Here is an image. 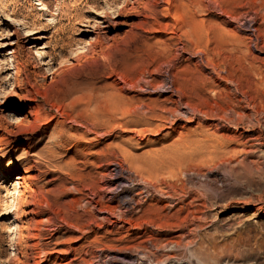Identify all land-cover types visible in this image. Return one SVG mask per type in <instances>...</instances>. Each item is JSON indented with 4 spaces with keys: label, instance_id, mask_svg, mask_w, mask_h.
Wrapping results in <instances>:
<instances>
[{
    "label": "rangeland",
    "instance_id": "1",
    "mask_svg": "<svg viewBox=\"0 0 264 264\" xmlns=\"http://www.w3.org/2000/svg\"><path fill=\"white\" fill-rule=\"evenodd\" d=\"M249 16L260 32L258 46H264V0H0V170L5 171L0 179L1 256L7 255V237L19 240L24 251L37 241L29 237L35 220L51 216L64 227L47 248L31 250L40 252L37 264H108L109 259L115 264H186L188 258L193 264H264V146L251 156L261 170L242 176L224 174L216 163L195 165L185 158V152L196 150L202 133L215 129L216 121L226 125L217 133L229 137L235 131L218 118L236 113L223 112L230 98L216 99L210 84L203 82L217 76L199 62V54L220 67L252 62L264 71V47L255 49L237 26V20ZM255 74L248 75L252 89L259 79L264 82V72ZM170 80L208 110L205 116L190 121L175 117L171 126L159 116L166 117L165 109L175 106L177 95L167 91ZM250 90L252 94L255 88ZM263 99L264 94L254 101L262 111ZM114 162L121 163L126 178L111 197ZM7 163L16 166L5 169ZM184 168L187 174L181 172ZM212 177L221 195L205 193L217 203L194 222L201 225L202 244L164 247L168 240L189 241L184 234L193 226H183L188 210L166 193L184 188L193 197L203 190L199 181ZM47 191L59 195V204L54 215L36 217L28 201ZM137 199L141 201L131 210ZM87 200L91 210L83 215L86 232L81 238L86 251H79L80 233L67 231L63 219L74 223L65 212ZM93 204L101 211L93 210ZM119 211L126 220H120ZM172 251L176 258H170ZM34 259L26 263L34 264Z\"/></svg>",
    "mask_w": 264,
    "mask_h": 264
},
{
    "label": "bare ground",
    "instance_id": "2",
    "mask_svg": "<svg viewBox=\"0 0 264 264\" xmlns=\"http://www.w3.org/2000/svg\"><path fill=\"white\" fill-rule=\"evenodd\" d=\"M189 3V2H188ZM202 4V3H201ZM232 4V3H231ZM242 5V4H241ZM175 7V5H174ZM168 11V10H167ZM141 12V11H140ZM257 12V11H256ZM194 14V13H193ZM254 20V19H253ZM252 17H244L241 21L237 20V23L239 26V28H241L242 30H244L246 32L247 38L250 41L251 44H253L255 49L261 50V45L260 47L258 46L259 41H261V36H260V32L258 27L254 26L252 24L253 22ZM210 21V19H209ZM255 22V21H254ZM189 23V22H188ZM190 24V23H189ZM242 25V26H241ZM173 27V26H172ZM29 30V29H28ZM183 30V29H182ZM187 30V29H186ZM194 31V30H193ZM211 32V31H210ZM219 32V31H218ZM213 33V32H212ZM222 35V34H221ZM233 36V35H232ZM217 37V36H216ZM229 39V38H228ZM246 39V38H245ZM189 40V39H188ZM191 41V40H190ZM242 41V40H241ZM243 42V41H242ZM241 45V44H240ZM183 47V46H182ZM181 47V48H182ZM264 47V46H263ZM262 47V48H263ZM202 48V47H201ZM184 49V48H183ZM240 49V48H239ZM251 49V48H250ZM186 50V49H185ZM264 50V49H263ZM262 50V51H263ZM202 51V50H201ZM236 51V50H235ZM261 51V52H262ZM42 52V51H41ZM199 52V51H198ZM39 53V52H38ZM192 53V52H191ZM197 53V52H196ZM179 54V53H178ZM198 54V53H197ZM208 54V53H207ZM243 55V54H242ZM241 55V56H242ZM215 56V55H214ZM240 56V58H241ZM245 56V55H244ZM215 58V57H214ZM224 58V57H223ZM243 58V57H242ZM208 59V60H207ZM207 59H203L200 54H199V62L203 65H206V67H210V69L216 74V78L215 79H211L209 81H205V79L203 80V82L205 84H210V87L213 90V95L214 97H217L216 99H218V97H221V99L223 98V96L229 97L230 101L229 103H227V106L222 107L221 104L218 105V107L221 105L222 107V111L225 112L226 109H228V111H231L236 113V117H225V115H227V113L225 115H218V118L221 120H224L225 122H227V125H233L235 131L234 134L231 136H227L223 133H217L216 130H219V128L221 129L222 127H225L226 125H223L221 122L216 121L215 123V129L213 131L207 132L205 131L204 133H202L201 135L202 140L201 142L198 141V145L195 147L196 150L193 151V148H191L189 151L185 152V154L187 155L185 158H187V160L189 161V163L193 162L195 165H210L212 163H216L217 166L220 167V170L224 172V174H232V173H236L237 175L242 176V174L246 171L248 172V174L250 172H254V171H259L260 166L256 165L254 160L251 158L253 152L258 151L261 147L264 146V121L263 123H261L260 120V116L261 113L263 114L262 108L261 110L259 108H257L254 104V101L256 100V98H258L260 95L264 94V89H262L263 87L260 86V84H262V82L259 79L260 84H257L258 86H260L261 88H256V86L254 87L255 90L254 92L251 94V92L249 93V90L252 89L250 88V86L248 85L249 83V77L248 75L251 73H256V74H261L262 75V71L260 66H255L252 62H248L247 65L244 66H240L239 68H233L232 65H230L233 69L225 68V67H220V65L214 63L212 60H210L209 58ZM238 59V57H237ZM204 60V61H203ZM236 60V59H235ZM243 60V59H242ZM79 61V60H77ZM240 61V60H238ZM246 62V60H244ZM222 62V61H220ZM59 64H61L59 62ZM242 64V63H241ZM245 64V63H243ZM210 65V66H209ZM237 65V64H236ZM239 65V64H238ZM51 68V65L48 66L47 70H49ZM188 69V68H187ZM54 70L51 71V73H53ZM172 72V71H171ZM222 72H224L222 74ZM236 72H238L237 74H235ZM167 74V73H166ZM255 74V75H256ZM54 75V74H53ZM264 76V75H263ZM55 77V76H54ZM169 77V75H168ZM262 77V76H261ZM166 78V77H165ZM218 81H224L225 85L220 87ZM263 79V78H262ZM168 80V79H167ZM165 81V80H164ZM174 81V80H173ZM201 81V80H200ZM256 81V80H255ZM258 81V80H257ZM179 82V81H178ZM189 82V81H187ZM198 82V81H197ZM196 82V83H197ZM136 83V81H135ZM200 83V82H199ZM255 85V82H253ZM163 84V82H161V85ZM165 84V83H164ZM187 84V83H186ZM205 84L202 85L204 88ZM161 85H156V86H161ZM198 85V84H197ZM264 85V82L263 84ZM163 86V85H162ZM192 86V84H191ZM194 86V85H193ZM200 86V84L198 85V87ZM196 87V86H195ZM142 88V87H141ZM156 88V87H154ZM158 88V87H157ZM167 88V87H166ZM180 88V87H179ZM189 88V87H188ZM253 88V89H254ZM160 89V87H159ZM164 90V88H162ZM161 89V90H162ZM203 89V88H202ZM252 89V90H253ZM188 90V89H187ZM250 90V91H252ZM167 91H169L171 94H176L177 95V99H173L174 101V107L168 109L166 108L165 111L168 112V115L165 117L164 115L162 116V114L159 116L163 117L164 120L171 126L173 125V119L176 117H178L179 119L183 120V121H190L192 119V117H194L195 115H204L206 114V112L201 108H199L196 104H194L192 102V97L191 95L186 91V90H178L176 87L173 86L172 81L170 80L168 83V89ZM190 91V89H189ZM111 92V91H110ZM203 92V91H202ZM198 94V93H197ZM202 94V93H201ZM84 95V94H83ZM196 95V94H195ZM106 96V95H105ZM204 97V96H203ZM212 97V98H214ZM94 98V97H93ZM92 98V100H93ZM182 98H184V100H182ZM210 98V97H209ZM263 98V97H262ZM88 99V98H87ZM86 99V100H87ZM117 99V98H115ZM225 99V98H224ZM260 99V98H259ZM90 100V99H89ZM95 100V99H94ZM162 100V99H161ZM220 100V99H218ZM227 100V99H226ZM264 100V99H263ZM110 101V100H109ZM169 101V100H168ZM215 101V100H214ZM213 101V102H214ZM82 103L84 101H81ZM87 102H89L87 100ZM127 102V101H126ZM172 102V101H171ZM196 102V101H194ZM221 102V101H220ZM228 102V101H227ZM216 103V101L214 102ZM260 103V102H258ZM124 104V103H123ZM225 104V102H224ZM90 105V104H89ZM108 105V104H107ZM217 105V104H216ZM258 105V104H257ZM137 106V105H136ZM140 105L137 107L139 108ZM209 107H211L209 105ZM86 108V106H85ZM163 108V107H162ZM217 108V107H216ZM132 109V108H131ZM207 109V108H206ZM212 109V108H211ZM249 110L250 113L245 112V110ZM264 109V108H263ZM101 110V109H100ZM152 111V109H150ZM212 111V110H211ZM221 111V110H220ZM147 112V111H146ZM149 112V111H148ZM213 112H218L217 110H213ZM212 113V112H211ZM222 112H220L221 114ZM119 114V113H118ZM153 114V113H152ZM151 114V115H152ZM215 114V113H214ZM219 114V113H217ZM216 114V115H217ZM233 114V113H232ZM124 115V114H123ZM154 115V114H153ZM230 115V114H229ZM235 115V114H234ZM156 116V115H155ZM207 116V115H206ZM215 116V115H214ZM118 118V117H117ZM207 118V117H206ZM209 118V117H208ZM214 118V117H213ZM217 118V117H215ZM250 118L253 121H251L252 123L249 124L250 122ZM262 118V117H261ZM141 119V118H140ZM177 120V119H176ZM218 120V119H217ZM263 120V119H262ZM144 121V120H143ZM133 123V122H132ZM145 123V122H144ZM211 124V123H210ZM226 124V123H225ZM185 125V124H184ZM199 125V124H198ZM214 125V124H213ZM136 126V125H135ZM151 126V125H150ZM160 127V125H159ZM158 126L157 128L160 129ZM206 127V126H205ZM239 128H241L242 130L239 131ZM106 129V128H105ZM157 129V130H158ZM156 130V129H155ZM154 130V131H155ZM206 130V129H205ZM160 131V130H159ZM253 131H256L257 133H252ZM245 132H251V133H245ZM106 134V133H105ZM103 135V134H102ZM200 135V136H201ZM134 136V135H133ZM180 136V135H179ZM227 136V137H226ZM196 137V136H195ZM180 138V137H179ZM198 138V137H197ZM185 139V138H184ZM182 140V139H181ZM195 140V139H194ZM198 140V139H197ZM255 140V142H254ZM193 142V140H192ZM181 143V142H180ZM62 144V143H61ZM177 144V143H176ZM189 144V143H188ZM188 144H186V146L188 147ZM58 145V144H57ZM196 144H194L193 146H195ZM192 147V146H191ZM186 148H184L185 151ZM189 148H187L188 150ZM98 153V152H97ZM130 153V152H129ZM128 154V153H127ZM183 154V153H182ZM181 154V155H182ZM179 155V154H178ZM180 156V155H179ZM185 156V155H183ZM197 156V157H196ZM144 157V156H143ZM150 157V156H149ZM173 157V156H172ZM178 157V156H176ZM174 158V157H173ZM179 158V157H178ZM182 158V156H181ZM148 159V158H147ZM177 159V158H175ZM179 159H177L178 161ZM153 161V160H152ZM174 161V159H173ZM176 161V162H177ZM235 161V162H234ZM151 162V161H150ZM161 162V161H160ZM174 162V163H176ZM179 162V161H178ZM184 163V162H183ZM190 163V164H191ZM114 166L110 169V177L113 180L114 185L111 188V190H109L110 192V196L112 197V193L116 192V188L120 185V182L123 179V175L121 174L122 170L124 171V169L122 168V165L120 162H114L113 163ZM112 164V165H113ZM161 165V164H160ZM163 165V164H162ZM214 165V164H213ZM16 163H7V165L4 166L5 169H9L14 167L15 168ZM17 169H21L20 164L17 165ZM31 166V165H30ZM173 166V165H172ZM176 166V165H175ZM171 167V166H170ZM169 167V168H170ZM180 168V167H179ZM200 168V167H198ZM216 168V167H214ZM212 169V168H211ZM181 170V169H180ZM179 171V170H178ZM187 170L186 168L182 169L181 172H184L187 174ZM236 171V172H235ZM43 172V171H42ZM44 172H46L44 170ZM130 172V171H129ZM176 172V171H175ZM222 172V173H223ZM243 172V173H242ZM90 173V172H89ZM43 174V173H42ZM109 174V173H108ZM175 174V173H174ZM243 174V175H244ZM253 174V173H252ZM251 174V175H252ZM8 175V174H7ZM44 175V174H43ZM139 175V174H138ZM172 175V174H171ZM170 175V177H171ZM183 175V174H182ZM5 176V171L4 170H0V179H3V177ZM59 176V175H58ZM192 176V175H191ZM190 176V174H188V176H186V178H188L189 180H192V177ZM184 177V176H183ZM247 176H244L243 178H245ZM126 178V177H124ZM147 178V177H146ZM145 178V179H146ZM205 178V177H204ZM142 179V178H141ZM144 179V180H145ZM111 180V179H110ZM131 180V178H130ZM195 181V180H194ZM199 181V180H198ZM145 182V181H144ZM215 179L209 178V179H204V180H200L198 185L200 186V189H203L205 191L202 190L201 193H197L195 194L193 197L191 196V191L189 190H185L184 188H182V191L179 193L177 192L175 189H173V192H167L166 196L171 197L176 199V201L180 204V207L182 209H187V213L186 215L188 216V218L184 217V225L183 226H187V224L189 225H193L192 227H189L188 232L186 234H184L186 237L190 236V240L185 242H182V239L179 238L178 240H168L165 244L164 247L168 246L169 248L172 249H177L181 246H188L189 243H193L194 241L199 245L202 244V235H200V229H201V225L195 224L194 222L197 220V218L203 217V214L207 213V206H211L212 204H216L217 201L214 199L213 201H209L207 199V191L209 192V190L211 191V193H213L214 198L215 196H220L221 195V190H219V187L215 185ZM141 184V183H140ZM177 184V183H176ZM184 184V183H183ZM188 184V183H187ZM195 184V183H193ZM146 185V184H145ZM197 185V184H196ZM197 185V186H198ZM219 185V184H218ZM148 186V185H147ZM146 186V187H147ZM202 187V188H201ZM98 188V187H97ZM128 188V187H127ZM143 188V187H141ZM140 188V189H141ZM149 188V187H148ZM156 188V187H155ZM173 188V187H172ZM199 188V187H197ZM145 189V188H144ZM152 190V189H151ZM197 190V189H196ZM139 191V190H138ZM143 191V190H141ZM213 191V192H212ZM112 192V193H111ZM125 192V191H124ZM147 192V190H146ZM48 195H46V194ZM40 194V198L38 200L33 198V195H31L30 200L28 201L29 204L32 205V208L29 210L34 216H41L42 214H53L54 215V209L53 207H55V204H59V195H52L49 193V191ZM138 193V192H137ZM117 194V193H115ZM176 194V195H175ZM210 193H208L209 195ZM212 195V194H211ZM61 196V194H60ZM109 196V197H110ZM191 196V199H189L187 202H185V200L187 199V197ZM141 197V196H140ZM138 197V198H140ZM209 197V196H208ZM132 198V197H130ZM143 198V197H142ZM141 198V199H142ZM210 198V197H209ZM223 198V197H222ZM78 199V198H77ZM117 199V198H116ZM119 199V198H118ZM123 199V198H121ZM129 199V198H128ZM144 199V198H143ZM126 200V199H125ZM197 200H201L200 203L197 202ZM119 201V200H118ZM117 201V203H119ZM141 200L137 199L133 202V204H131L129 207L135 208V205L137 206ZM77 202V200H76ZM79 202V201H78ZM90 201L87 200L84 204H82V202L77 203V207H72V209H70V211H66L65 214L69 217V219L75 218L74 223H70L69 220L63 219L65 221V224H67L69 227L66 228L67 231H78L80 234L78 235L77 240H80V243L78 244V249L79 251H83L86 249V245L83 244L81 238H83L84 234H85V229H84V218L83 215L85 213H89L90 212V208L88 204ZM99 204V201H95ZM123 202V201H122ZM143 202V201H142ZM176 202V204H177ZM73 204V203H72ZM153 204V203H152ZM198 204H200V207L202 206L204 209H199L196 206H198ZM208 204V205H207ZM124 205V204H123ZM105 206V205H104ZM120 206L119 205H116ZM164 206V205H163ZM213 206V205H212ZM113 207V206H112ZM127 207V205H126ZM148 207V206H147ZM179 207V208H180ZM189 207H191V209H189ZM199 207V206H198ZM118 208V207H117ZM128 208V207H127ZM125 208V210L127 209ZM161 208V207H160ZM97 210V212L101 211V207H97L95 204H93V210ZM109 209V208H108ZM181 209V210H182ZM105 210V209H104ZM107 210V208H106ZM105 210V211H106ZM123 210V211H125ZM57 211V210H56ZM111 211V210H110ZM123 211H119V217L120 220L124 221L126 219H124V214ZM129 211V210H128ZM135 211V210H134ZM5 212V211H4ZM165 212V211H164ZM199 212L201 214H199ZM135 213V212H134ZM159 213V212H157ZM161 213V212H160ZM93 214V213H92ZM132 214V213H131ZM52 215V216H53ZM91 215V214H90ZM94 215V214H93ZM190 216V218H189ZM56 217V216H55ZM92 217V216H91ZM90 217V218H91ZM160 217V216H159ZM164 217V216H163ZM170 217V216H169ZM128 218V217H127ZM130 218V216H129ZM204 218V217H203ZM54 217H47L46 220L44 219H36L35 223L33 224V233L30 234L29 237L35 238L37 239V241H35L34 243H31L30 246L28 248H26L24 251L20 248V241L19 240H14L12 237H7L6 241L8 244V250H6L5 252L7 253V255H3L1 256L0 254V264H10V263H20V264H29L26 263L27 260H29L30 257H34V264L39 263L42 258L40 257V252H36V253H32V249H36V248H47L50 244H51V239L53 238V235L55 234V232H61L62 227H64L63 225H56V221H53ZM97 221L101 219V217L99 218V216H96ZM186 219H188L186 221ZM84 220V221H83ZM93 220V219H92ZM131 220V219H130ZM90 221V220H89ZM176 221V220H175ZM89 223V222H88ZM87 223V224H88ZM101 223V222H100ZM99 222L97 224H95L97 226L96 232H100L101 231V224ZM127 223H129L127 221ZM71 224V225H70ZM43 225V226H42ZM47 225V226H45ZM53 225V226H52ZM136 225V224H135ZM188 225V226H189ZM88 226V225H86ZM122 226V225H120ZM119 226V227H120ZM187 226V227H188ZM92 227V226H91ZM183 228V227H182ZM118 229V228H117ZM121 229V228H120ZM127 229V228H125ZM120 231V230H119ZM126 232V231H125ZM120 233V232H119ZM100 235L98 234L97 238L95 240H97V242L100 241ZM124 235V234H123ZM121 235V236H123ZM181 239V240H180ZM214 240V239H213ZM206 241V240H205ZM100 243V242H99ZM191 245V244H190ZM204 246V245H203ZM200 247V246H199ZM163 248V247H162ZM171 249V250H172ZM99 250V249H98ZM101 250V248H100ZM86 251V250H85ZM84 251V253H85ZM1 249H0V253H1ZM170 258H176L175 252L172 251L169 254ZM24 259H23V258ZM95 257V256H94ZM37 258V259H36ZM83 259V258H82ZM98 259V258H97ZM96 259V261H98ZM95 260V259H94ZM171 260V259H170ZM176 260V259H175ZM177 260H179V258H177ZM91 263V262H90ZM98 263V262H97ZM185 263L186 264H193L192 261L188 258L185 259ZM82 264V263H81ZM108 264H115V261L112 259L108 260Z\"/></svg>",
    "mask_w": 264,
    "mask_h": 264
}]
</instances>
